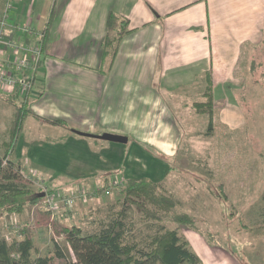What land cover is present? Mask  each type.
Masks as SVG:
<instances>
[{
	"label": "crops",
	"instance_id": "1",
	"mask_svg": "<svg viewBox=\"0 0 264 264\" xmlns=\"http://www.w3.org/2000/svg\"><path fill=\"white\" fill-rule=\"evenodd\" d=\"M9 4L11 22L29 32L12 27L6 36L43 50L26 120L48 127L51 136L35 132L20 140L25 120L12 159L49 179L62 173L105 177L109 184L143 177L165 182L180 139L173 107L182 113L183 95L202 88L198 83L209 71L215 106L231 100L234 88L246 90L245 101L252 81L261 89L255 97L264 98L254 76L264 64L255 57L264 44V0H0V16ZM110 12L130 22L112 61L103 57ZM240 106L236 102V110ZM76 131L124 135L128 142L92 144ZM198 235L191 243L200 254L207 244ZM207 250L214 256L203 264H237L221 250Z\"/></svg>",
	"mask_w": 264,
	"mask_h": 264
},
{
	"label": "rangeland",
	"instance_id": "2",
	"mask_svg": "<svg viewBox=\"0 0 264 264\" xmlns=\"http://www.w3.org/2000/svg\"><path fill=\"white\" fill-rule=\"evenodd\" d=\"M260 48L255 57L261 62L264 44ZM254 76L261 81L264 90V64ZM198 84L202 88L198 87L197 92L193 91L190 97L183 95L185 107L182 113L173 107L180 139L178 147L174 146L176 158L170 162L171 173L161 186L162 190L178 200V213L191 215L196 230L173 222L170 226L180 227L193 249L195 240L192 235L196 233L205 239L207 249L223 251L234 263L264 264V98H256L253 93L259 91L260 85L255 88L253 81L248 84L245 101L246 90L234 88L228 103L226 100L224 103L218 101V106H215V100L211 107L198 108L193 106L194 102L207 101L208 98L204 95L207 82L201 80ZM236 102L239 105L242 103L239 110H236ZM211 108L214 126L212 133H209ZM13 109L6 102H0V144L6 142V130L13 119ZM239 114H246L247 123L243 117L240 120ZM46 128L40 125L36 127L32 118H28L20 140L25 134L35 132L40 137L51 138L46 134ZM79 136L92 144L95 140H104ZM10 138L9 134V141ZM6 151L5 143L0 145V155ZM19 167L23 175L31 179L32 187L37 192L54 189V194L66 197L80 189L96 191L86 200L77 199L72 209L63 204L56 209L55 214L69 223L91 229L122 206L124 196L120 193V186L107 185L105 177L80 179L61 173L60 177L49 179L42 171H36V166L25 161L21 160ZM39 207L38 204H29L20 214L0 217V235L8 239L18 236L22 226L33 224ZM128 212L137 227L148 229L149 223L143 221L141 211L135 205L129 206ZM57 244L67 256L74 258L67 242L55 237L50 228L36 229L33 256L51 254L55 252ZM207 249H200L201 253H198L203 261L214 256Z\"/></svg>",
	"mask_w": 264,
	"mask_h": 264
},
{
	"label": "trees",
	"instance_id": "3",
	"mask_svg": "<svg viewBox=\"0 0 264 264\" xmlns=\"http://www.w3.org/2000/svg\"><path fill=\"white\" fill-rule=\"evenodd\" d=\"M129 26V19L109 13L103 57L114 59L120 40L130 31ZM202 81L207 82L204 92L207 101L194 102L193 106L211 107L215 102L213 73L207 72ZM28 95L29 90L22 96L18 90L14 94H0L14 108L11 138L5 142L6 153L0 155V217L20 214L29 204L40 207L33 224L22 226L18 236L8 239L0 235V264H203L180 227L170 226L173 222L196 230L191 215L177 212L178 200L162 190V182L147 177L127 179L120 186L124 196L122 206L91 229L69 223L43 205L46 194L55 190L35 191L31 179L23 175L19 163L12 159L17 137L31 114ZM212 111L211 108L209 133L214 126ZM131 205L141 211L143 221L149 223L148 229L137 227L131 219L128 212ZM42 228H50L55 237L64 239L74 258L67 256L59 244L55 252L34 257L35 231Z\"/></svg>",
	"mask_w": 264,
	"mask_h": 264
},
{
	"label": "built area",
	"instance_id": "4",
	"mask_svg": "<svg viewBox=\"0 0 264 264\" xmlns=\"http://www.w3.org/2000/svg\"><path fill=\"white\" fill-rule=\"evenodd\" d=\"M12 5L7 6L6 12L0 16V90L6 94H14L19 91L20 95H25L33 85L35 75H33L38 65L42 61V47L31 46L27 44H19L12 36L5 34L9 28L17 27L23 32L28 33L26 26L18 25L11 22L8 9ZM9 7V8H8ZM13 29V28H12ZM33 78H29L30 73ZM113 186H122L124 181H115ZM94 192H88L86 189H80L77 192L71 193L66 197H60V194L47 193L43 201V205L56 209L61 205H65L68 209L75 206L77 199L86 200ZM59 195V196H58Z\"/></svg>",
	"mask_w": 264,
	"mask_h": 264
},
{
	"label": "water",
	"instance_id": "5",
	"mask_svg": "<svg viewBox=\"0 0 264 264\" xmlns=\"http://www.w3.org/2000/svg\"><path fill=\"white\" fill-rule=\"evenodd\" d=\"M78 134L86 137H97L104 140L114 141V142H120V143H127L128 137L124 135H118V134H110V133H104L102 135L88 133V132H82V131H76Z\"/></svg>",
	"mask_w": 264,
	"mask_h": 264
}]
</instances>
